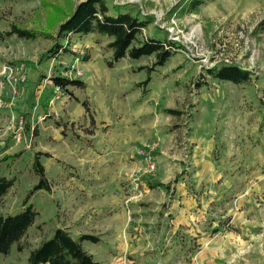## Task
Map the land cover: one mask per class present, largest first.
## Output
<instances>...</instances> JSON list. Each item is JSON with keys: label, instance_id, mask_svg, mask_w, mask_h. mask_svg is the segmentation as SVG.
Returning <instances> with one entry per match:
<instances>
[{"label": "rangeland", "instance_id": "374dc122", "mask_svg": "<svg viewBox=\"0 0 264 264\" xmlns=\"http://www.w3.org/2000/svg\"><path fill=\"white\" fill-rule=\"evenodd\" d=\"M79 1L0 0V71L10 60L26 63L23 78L14 85L0 84V159L22 152L17 163L3 165L4 174L16 182L3 198L1 211L23 209L25 197L39 181L33 170L38 152L51 186L61 191L67 177H76L71 183L113 177L116 167L102 164L103 159L111 161L118 151L126 155L133 148L139 166L121 186L127 183L125 205L136 214L132 212L124 245L108 248V264H264V0H204L194 10L188 4L195 0H108L112 12L117 3L154 16L136 43L147 36H167L183 49L156 70L134 71L151 66L155 56L127 57L111 67L112 50L106 46L110 38L75 34L73 51L89 54L79 59L85 86L61 90L51 107L55 86L49 78L75 57L65 52L57 58L41 56ZM13 25L52 36L21 38L8 33ZM225 62L250 69L252 79L234 84L208 74V68ZM150 76L143 95L138 83ZM170 108L180 113L167 112ZM23 114L31 127H39L37 134L31 127L26 131L28 140L32 137L29 148L15 144L10 129ZM210 135L217 144L206 154ZM145 143L155 145L159 169L142 176V191L137 192L131 181L145 168L137 152ZM173 146L182 154L174 153ZM166 155L171 164L176 159L184 166L168 170ZM197 156H205L201 165ZM97 163L100 169L94 174L87 164ZM168 173L170 187L146 185L145 177L164 179ZM121 186L117 180L109 184L114 194H121ZM52 195L45 189L33 193L28 203L39 214L21 241L24 250L15 244L9 254L0 255V264H29L30 250L63 224L59 198ZM83 247L95 254L99 246L84 241Z\"/></svg>", "mask_w": 264, "mask_h": 264}, {"label": "trees", "instance_id": "16d2710c", "mask_svg": "<svg viewBox=\"0 0 264 264\" xmlns=\"http://www.w3.org/2000/svg\"><path fill=\"white\" fill-rule=\"evenodd\" d=\"M204 0H195L188 4L189 10H194ZM125 4H114L112 8L108 0H81L72 12L60 23L57 36H53L54 43L47 49L41 57L57 58L63 52L73 53L74 57L87 59L89 54H82L71 48L72 40L75 34L87 35L95 33L110 38L107 48L112 50V58L108 61L109 66H114L122 59L130 57L139 59L144 56H155V61L151 66L143 65L135 68L134 71L144 69L156 70L160 66L166 65L168 60L175 55L183 46L174 39H163L147 36L145 39L138 41L139 35L149 24L155 21L152 14L142 13L136 9L134 13L131 9L125 10ZM260 28H263L262 24ZM9 34H17L21 38H37L38 36L48 35L30 29H23L13 25V30ZM11 64L26 63L22 60H10ZM208 74L214 78L231 81L235 84H243L249 82L254 73L250 69L241 67L234 63L217 64L207 69ZM151 76L145 81L138 83L140 87H144L143 95L147 93V85L151 82ZM52 85L60 86L62 90L69 91V86L84 87L85 81L80 78L69 79L61 75L51 76ZM43 82V81H42ZM198 87L202 83H196ZM87 107V102H83ZM89 110V108L87 107ZM167 112L179 114L175 109H167ZM26 120V129L30 130L27 114L22 115ZM53 117V115H51ZM56 122H58L56 120ZM59 123V122H58ZM60 124V123H59ZM34 133H38V128L34 129ZM22 156L21 153L6 155L0 159V205L3 198L8 194L11 187L16 182V177H9L3 172L4 163L15 164ZM42 154L36 153L33 158V170L38 176L39 181L34 185L33 189L27 194L23 202V209L13 214H4L0 209V255L9 254L12 247L17 244L18 250H24L21 244L22 239L26 236L29 228L34 225L39 212L33 204H29L33 193L38 190H52L51 183L46 175L45 165L41 162ZM157 184V185H156ZM154 186L170 187L168 184L156 183ZM42 227V226H38ZM100 236L94 234H80L77 238L72 237L70 232L65 228L58 227L54 230L53 235L43 241L34 249L30 250L28 257L29 264H105L94 258V256L86 251L82 246L83 241L94 243L100 242Z\"/></svg>", "mask_w": 264, "mask_h": 264}, {"label": "crops", "instance_id": "0c3cea01", "mask_svg": "<svg viewBox=\"0 0 264 264\" xmlns=\"http://www.w3.org/2000/svg\"><path fill=\"white\" fill-rule=\"evenodd\" d=\"M209 112H210V115L213 116L214 113L212 112V109H210ZM3 115L4 114L1 113V110H0V117H2ZM133 117L136 118L134 114H133ZM102 121L106 122L104 119ZM214 137L215 136L210 135V137L208 138L209 140H206L209 144L208 149H206V154L210 152V150L215 148V145L217 144V142L214 140ZM115 139L118 141L119 138L117 137ZM15 144H18V143H15ZM199 145H200V141H199ZM172 148L174 149V146ZM1 149H2V146H1ZM175 150H178V149H174L173 151L174 153L180 154V155L182 154L181 151L176 152ZM134 154L135 153L132 148L131 153L126 154V155H122L118 151L116 155L117 157L116 160H115L116 157L111 161L103 159L104 161H102V164H105L106 162H110L109 164H112L114 168L116 167V170H115L116 174L113 175V177L106 176V175L103 176L102 178L99 176H96L97 178L87 177V179L78 180V183H75V181L73 183L69 182L71 180H74L76 178L75 176H72L69 178L67 177L64 184L60 186V189H62L61 191H57L56 187H52V190H51V193L56 195V198H59L58 203L59 205H61L60 212L63 211V214L61 215V217L64 216V219L62 218H59V219L64 222L62 225H60V227L68 230L70 234L72 235V237L74 238H77L80 234H86V233L99 235L101 240L100 242L95 243L99 246L97 247L95 254H92L91 251L89 250L88 251L94 256L96 260L102 263H105V264H108L105 258V256L107 255L106 253L108 252V248H112L120 244L124 245V243L126 242V241L124 242V239H125V235H127L130 230L129 225L132 220V212L134 214V212L136 211V209L132 211L130 207L125 205V203L126 204L128 203L125 201L123 189L128 187L126 185L127 183L121 186V184L127 181L128 179L127 174L132 173L137 167V164L139 166V163H138L139 160L136 159V156ZM230 154L232 156L234 153L231 152ZM163 157H160V158L163 159ZM197 158H196L197 164L201 165L200 159H205V156L204 157L197 156ZM164 164L168 166L167 168L168 170H172V168L176 165L177 166L180 165L181 167L184 166L183 161L176 162V159H175V162L171 164V160H169V157L167 155H166V158H164ZM118 165H120V167ZM209 165H212V163L209 162ZM232 165H236V164L232 163ZM87 166L92 168V171L94 174L96 170L100 169V168H97L98 166H100L98 163L96 166H91L90 164H87ZM237 175H242V172H240V174H237ZM169 177L170 176L168 173L164 177V179L151 180L150 178H154L153 176L149 177L150 180L146 179V177L144 179L146 180L145 181L146 185L150 187V185H155L156 183H160V182L164 184L165 183L168 184L166 180ZM114 180L115 181L117 180L119 182L121 186L119 190L121 194L123 193L122 194L123 198L121 197V194H114L111 188H109V184L111 183V181H114ZM117 186L119 187V185ZM158 187H161V186H154L151 188L154 189ZM165 190H166V193L168 194L169 190L166 188ZM169 195L172 197L171 194ZM70 210L72 211L70 212V214H68V211ZM83 243L84 241L82 242V246H83Z\"/></svg>", "mask_w": 264, "mask_h": 264}, {"label": "built area", "instance_id": "2783aa9c", "mask_svg": "<svg viewBox=\"0 0 264 264\" xmlns=\"http://www.w3.org/2000/svg\"><path fill=\"white\" fill-rule=\"evenodd\" d=\"M79 59L80 57H75L73 60V63L70 66H67L64 71H61L59 75L73 79V78H79L83 75V70L81 69L79 65ZM26 67L24 63H16L11 64L8 62L3 69L0 71V84L3 81H7L11 85H14L17 79L23 78L24 71ZM51 80V77L49 78ZM62 89L60 86L55 85V95L50 99V106L55 107V103L57 99H59V93ZM10 104H14V100L11 99ZM3 105L2 100L0 99V106ZM53 114H49L51 116ZM24 117H20L19 119H14L12 125L10 126V129L13 133V138L15 143L21 144L25 143L26 147L29 148L32 144V137L28 140L27 134H26V123H25ZM36 128L35 125H32L31 129L34 131ZM34 133H32L33 136ZM155 145L151 143H145L142 147L138 149V153L140 154L143 162L145 163V168L141 171L140 174L136 175V177L133 178L131 183L133 186L131 187L134 191L141 192L142 191V185H141V178L144 174L147 173H154L158 170V160L155 156L154 151ZM1 150V146H0Z\"/></svg>", "mask_w": 264, "mask_h": 264}]
</instances>
